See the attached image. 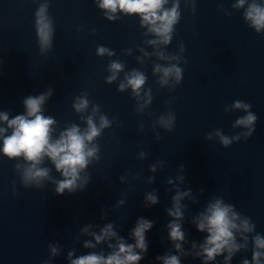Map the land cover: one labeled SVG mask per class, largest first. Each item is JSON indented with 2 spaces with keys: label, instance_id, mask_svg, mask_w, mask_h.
<instances>
[{
  "label": "clouds",
  "instance_id": "1",
  "mask_svg": "<svg viewBox=\"0 0 264 264\" xmlns=\"http://www.w3.org/2000/svg\"><path fill=\"white\" fill-rule=\"evenodd\" d=\"M97 8L104 14V18L110 22L121 19V16H136L139 18V27L144 29L142 41L152 49L151 52L143 46H137V51L142 55L136 57L137 63L143 65L144 58L155 57L152 75L160 88L169 91L178 87L184 75L182 63L185 46L181 42L176 53L167 51L172 43L176 25L181 20V0H94ZM186 8L194 13L196 0H183ZM222 7V6H221ZM233 10H242V19L247 26L257 34H264V0H234L231 5ZM220 10V9H218ZM226 15L231 12L224 9ZM37 44L40 54L46 55L53 47L55 25L49 15V0H41L34 13ZM125 55H131L132 49H125ZM98 57L109 58L105 77L106 84L117 81V91H131L132 98L136 102L135 111L143 114L152 103L153 95L150 87H145L148 77L144 71L132 69L125 71V63L120 59H111L116 52L108 47L100 45L96 49ZM123 73V79L120 74ZM53 88L49 87L38 95H29L23 100L24 111L10 118L8 111H0V153L8 160L18 161L15 171L25 188L43 189L46 184L54 185L57 195H64L84 191L90 183L91 176L88 168L100 159L99 138L106 129L112 127L114 119L101 111L99 104H93L88 93L82 92L74 97L72 109L80 117L84 127L79 124H66L59 128L58 121L45 115V105L53 95ZM166 103H171L168 101ZM251 105L243 100H235L226 106L225 112L239 111L244 115L238 117L232 124L233 129H242L235 135H225L222 129H215L206 136L208 141L216 140L224 148H228L234 142L241 139L247 140L255 131L258 117L251 111ZM154 115V114H153ZM176 123L175 113L168 111L156 117L152 130L156 139H160L157 128L166 132H172ZM143 131V127H141ZM145 152L139 153L141 160L145 159ZM22 161V162H19ZM48 162L52 167L45 166ZM163 161H157L149 165V171L156 173L163 167ZM53 168L59 173V179L52 175ZM180 173H184L185 165H179ZM120 182L124 183L125 176H121ZM184 174L177 175L175 181L167 180L175 189L171 197L172 206L166 209L167 216L171 220L167 223L168 240L172 244V250L156 256L158 264H181L182 258L192 257L199 259L201 264H214L218 257H223L221 264H231L234 256L242 250H247L251 242V259H243L241 264H264V235L256 232V225L249 217L243 216L235 206L225 202L222 197H213L196 216L192 223L198 232L205 233L202 242L189 243L186 232L183 229L186 205L185 199L196 203L190 187L182 189L185 183ZM155 176L148 177V183H153ZM204 189H201L203 192ZM159 203L155 190L144 194L145 207H152ZM125 204V199H120L115 207ZM101 220L107 219V210L101 209ZM154 220L139 217L130 229L128 238L121 236L112 222L103 225L88 223L80 228V237L84 239L82 247L89 249L87 254L76 255L73 248L67 252L68 264H140L148 253L149 242L146 234L153 228ZM132 241V242H129ZM105 245L109 250L107 254L101 249L95 251L98 246ZM48 259L42 264H51L53 258L58 257L63 251L59 243L49 244Z\"/></svg>",
  "mask_w": 264,
  "mask_h": 264
},
{
  "label": "water",
  "instance_id": "2",
  "mask_svg": "<svg viewBox=\"0 0 264 264\" xmlns=\"http://www.w3.org/2000/svg\"><path fill=\"white\" fill-rule=\"evenodd\" d=\"M232 3L234 0H196L193 13L181 0V20L167 51L176 53L182 42L186 63L181 64L183 80L172 91L156 83L152 75L153 63L158 62L155 57L144 58L143 65L136 61L142 55L137 46L152 51L142 44L145 30L139 27L138 17L121 16L110 22L94 0H49V8L97 47L113 49L116 56L111 59L124 62L125 71L135 68L145 72V87L152 89L153 101L165 113H175V124L264 235V34L250 29L242 19V10H233ZM129 48L132 54L125 55ZM235 100L249 103L258 119L251 137L224 148L206 136L217 128L229 136L242 131L233 129L232 124L244 113L224 111Z\"/></svg>",
  "mask_w": 264,
  "mask_h": 264
}]
</instances>
